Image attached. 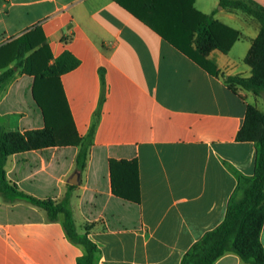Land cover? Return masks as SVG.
Instances as JSON below:
<instances>
[{"label":"crops","instance_id":"1","mask_svg":"<svg viewBox=\"0 0 264 264\" xmlns=\"http://www.w3.org/2000/svg\"><path fill=\"white\" fill-rule=\"evenodd\" d=\"M195 7L241 34L228 54L208 56L219 75L116 0H0V76L15 71L0 86L6 132L46 126L34 76L26 62L17 68L24 36L40 31L50 64L65 52L80 62L60 82L80 139H91L85 167L77 165L79 146H55L15 154L5 171L21 191L69 205L78 234L97 246L94 264H183L225 221L240 178L254 176L258 146L237 135L248 105L264 108L259 97L226 80L252 75L245 59L260 24L220 0H196ZM111 159L138 161L140 204L114 194ZM76 172L80 184L71 185ZM85 254L63 218L50 220L45 210L0 190V264H78ZM214 264L246 263L230 252Z\"/></svg>","mask_w":264,"mask_h":264},{"label":"trees","instance_id":"2","mask_svg":"<svg viewBox=\"0 0 264 264\" xmlns=\"http://www.w3.org/2000/svg\"><path fill=\"white\" fill-rule=\"evenodd\" d=\"M125 10L147 24L166 42L186 55L212 75H219L208 60L211 52L228 54L241 34L214 20L195 7L196 0H116ZM220 6L231 12H242L260 24V33L253 41L245 63L250 66V77H229L243 90L261 96L264 92V6L255 0H220ZM37 29L18 42L17 68L26 62L27 73L34 76L33 96L45 117L43 129L6 132L0 125V190L11 200H19L45 210L50 220L64 210L52 200L36 198L9 184L5 165L19 153L55 146H79L77 165L83 169L88 157L91 139L82 141L77 133L69 104L60 82V76L76 69L80 62L65 52L52 64V55ZM33 51L24 61L26 54ZM14 69L0 76V86L14 74ZM238 142H254L258 146L253 177H241L232 197L226 219L220 227L205 235L185 257L183 264H214L220 257L233 252L246 264H264L261 232L264 226V113L248 105L245 122L237 135ZM113 192L116 196L137 204L141 203V182L138 161L110 160ZM65 228L69 237L84 246L86 254L78 264H94L97 246L78 234L72 213L67 212Z\"/></svg>","mask_w":264,"mask_h":264},{"label":"rangeland","instance_id":"3","mask_svg":"<svg viewBox=\"0 0 264 264\" xmlns=\"http://www.w3.org/2000/svg\"><path fill=\"white\" fill-rule=\"evenodd\" d=\"M24 61H25V59H24ZM18 63H19V62H17V64H18ZM230 85H231V87H233V88L242 89L240 86H238V85L235 84V83H232V84H230ZM242 90H243V89H242ZM257 97L260 98V106H261L262 108H264V92L262 93L261 96H257ZM59 205L62 206V207H64V208H63L64 210H62L60 213L57 214V218H63V219L66 221V215H67V212H68V211L71 212V209H70L69 205L66 204V203H64V204H59ZM48 217H49V215H48ZM49 218H50V217H49Z\"/></svg>","mask_w":264,"mask_h":264},{"label":"water","instance_id":"4","mask_svg":"<svg viewBox=\"0 0 264 264\" xmlns=\"http://www.w3.org/2000/svg\"><path fill=\"white\" fill-rule=\"evenodd\" d=\"M68 183L71 185H79L80 184V173L76 172L72 175V177L68 180Z\"/></svg>","mask_w":264,"mask_h":264}]
</instances>
